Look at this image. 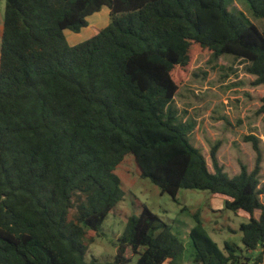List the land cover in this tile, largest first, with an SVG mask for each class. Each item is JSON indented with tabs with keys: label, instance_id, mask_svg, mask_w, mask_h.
Masks as SVG:
<instances>
[{
	"label": "trees",
	"instance_id": "obj_1",
	"mask_svg": "<svg viewBox=\"0 0 264 264\" xmlns=\"http://www.w3.org/2000/svg\"><path fill=\"white\" fill-rule=\"evenodd\" d=\"M229 1L5 0L0 264H175L182 243L145 205L128 217L112 259L86 257L124 197L115 169L128 154L140 176L172 199L180 189L206 190L248 215L239 226L242 247L225 242L224 250L197 221L194 264H264L258 138L244 137L256 154L251 171L240 164L229 177L219 142L209 150L210 171L188 140L191 124L176 123L172 106L201 55L238 58L252 84L264 85V25L230 11ZM244 1L264 21V0ZM104 6L110 23L69 45L64 31L79 32ZM259 111L264 123V104Z\"/></svg>",
	"mask_w": 264,
	"mask_h": 264
},
{
	"label": "rangeland",
	"instance_id": "obj_2",
	"mask_svg": "<svg viewBox=\"0 0 264 264\" xmlns=\"http://www.w3.org/2000/svg\"><path fill=\"white\" fill-rule=\"evenodd\" d=\"M4 7L5 0H0V41ZM227 8L241 11L259 28L264 25V21L251 16L244 0H231ZM86 22L87 25L79 32L64 31L69 45L82 43L105 28L110 23L108 8L104 6L86 17ZM253 79L254 76L245 71V63L238 58L201 55L179 87L172 106L177 114L176 123L191 124L188 140L203 154L210 171L213 167L209 150L216 142H219L218 162L229 177L240 171V164L251 171L256 154L244 137L253 135L258 138L261 153L259 187L263 189L259 198L264 204V123L263 113L259 111L264 104V85H253ZM115 174L120 180L124 197L98 229L99 236L89 246L88 259L107 261L114 257L117 238L123 233L128 217L137 215L141 205L147 206L168 224L182 243L183 251L175 264H194L195 251L190 231L197 221L221 250L225 242L242 247L239 226L248 221V215L225 209L224 196L206 190L180 189L174 200L170 195L161 193L148 178L140 176L131 154L125 156ZM259 214V210L254 212L256 218ZM237 254L244 256L246 252L237 251Z\"/></svg>",
	"mask_w": 264,
	"mask_h": 264
}]
</instances>
